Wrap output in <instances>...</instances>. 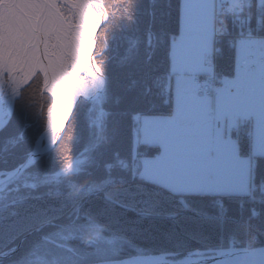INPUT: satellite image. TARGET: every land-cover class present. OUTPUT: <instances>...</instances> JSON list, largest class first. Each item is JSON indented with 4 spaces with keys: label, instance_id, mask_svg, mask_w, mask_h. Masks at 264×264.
Here are the masks:
<instances>
[{
    "label": "trees",
    "instance_id": "1",
    "mask_svg": "<svg viewBox=\"0 0 264 264\" xmlns=\"http://www.w3.org/2000/svg\"><path fill=\"white\" fill-rule=\"evenodd\" d=\"M102 4L110 24L98 31L97 50L105 39L107 48L96 61L107 82L106 139L97 152L91 151L92 159L87 156L81 171L70 176L80 188L27 189L20 200L0 207V264L23 258L43 237L69 223L78 207L74 223L88 218L126 242L119 256L111 259L164 254L178 260L193 252L264 246V193L257 187L264 182V156H251L244 134L238 137V152L252 161L251 192L246 195L178 194L131 176V171L106 170L115 158L130 159L133 115L172 113V91L169 88L165 94V80L171 83V44L180 32L181 0H102ZM107 33L113 36L109 39ZM215 71L218 77L233 76L232 50L222 46ZM22 122L16 105L0 130V172L19 165L28 153V147H10ZM86 141L81 139L79 150ZM157 150L140 144L137 148L146 157L155 156ZM92 185L97 189L87 193ZM253 209L259 210L258 217H253ZM98 260L88 257L77 264Z\"/></svg>",
    "mask_w": 264,
    "mask_h": 264
},
{
    "label": "rangeland",
    "instance_id": "2",
    "mask_svg": "<svg viewBox=\"0 0 264 264\" xmlns=\"http://www.w3.org/2000/svg\"><path fill=\"white\" fill-rule=\"evenodd\" d=\"M86 1H91L93 12L97 16V19L100 18L102 21L99 29L96 32L93 58L96 66L104 77L105 86L102 92L94 100L85 101L80 99L77 102L72 117L66 126L62 137L53 150L40 157L32 166L23 171L18 177L10 181L5 186V188L0 191V207L7 204H12L16 200H20L23 196V191L27 189H36L45 185L52 187L54 190H61L66 187L80 188L70 180V176L81 171V169L85 166V163H87V159H92L91 151L96 149L94 152H97L98 146L103 144L106 139L104 123L107 113V82L101 68L102 65H100V63L98 65L96 58L98 59V57H100V55L104 53L107 48L105 44L107 42H105V39L104 43H102V46H100V49L97 50L98 31L102 26H106V28H108L110 22L108 14L104 11L102 0ZM210 2L212 6V1L210 0ZM62 11L64 15H71V17L74 19V15L70 13V10L67 7H62ZM211 12L212 10L210 11V6L207 0H198L196 3L184 2L182 5L181 18L183 21H185V19H198L206 23V21H208L207 17L211 16L210 21H212ZM187 29L188 28L186 26L183 28V30ZM209 32L210 28L208 24L192 34H187L185 31H182L181 33L179 32L178 37L174 39L171 44V67L173 70L178 71L185 69L187 73H193L203 68V63L200 61L201 56H203L206 50H208L207 54L209 55V58L212 55V36L209 38L210 44L207 48V34ZM111 36H113L112 33L110 36H108L107 33L106 37H109L110 39ZM239 50H241L240 47L238 48V51ZM207 64L209 65L210 70H213L211 65L209 63ZM206 74L198 76H205ZM235 74L236 71H234L232 77H234ZM7 80V74H4V86L6 85L5 83H7ZM165 81V94H167L168 89L171 88L173 95V80L171 79V83L168 79ZM80 86L86 96H91L96 90L93 81L90 78L85 77L81 79ZM4 88L6 94L11 93V86L6 85ZM41 91V78L36 76L29 85L19 91L18 97L12 101L11 106H8V104H3V109H9V111L7 117L8 119L5 118L7 119V122L0 130H2L7 125L13 113L14 106L18 105L19 109L21 110L23 121L21 129L20 132L14 136L13 140L10 142V147H14L12 150H20L22 148L28 147V153L24 159L31 153L35 146L36 140L44 131L46 126V114L51 100ZM135 115L137 116H132V144H134L135 136L137 137V147L135 153L132 155V146L130 159L128 161L125 159L115 158V162L113 164L106 165V170L113 172V174L117 172L120 173L122 171L121 169H123L127 172L131 171V176H138L135 173L138 161L140 162V158L146 157L144 152L137 151L139 144L148 146L140 143L138 130L136 128L137 118L143 116L138 114ZM84 132L86 133L83 134ZM81 139H86L87 141L85 146H83L84 148L79 150L78 146L81 143ZM158 150L155 156H157L159 152ZM15 167L1 172L10 171ZM115 176L112 178H115ZM1 177H3V175H0V178ZM96 187L97 185L89 186L87 188V193L90 191L93 192L94 189H97ZM230 242L234 244V240H230ZM125 244L126 242L120 237L106 234V232H104L100 226L88 218H84V220L80 221L79 223H74L69 226L67 223L62 228L51 232L48 236L43 237L42 241L32 248V250L23 258L15 262L9 261L8 264H77L88 257L99 258L98 261L92 262L90 264L119 260L111 258L119 256V254L124 250L123 246H125ZM245 248L248 249V247ZM238 249H244V247L235 248L233 246L232 248L228 249L195 252L193 254H195V256H205L215 254L222 250ZM3 263L7 264L6 262Z\"/></svg>",
    "mask_w": 264,
    "mask_h": 264
},
{
    "label": "crops",
    "instance_id": "3",
    "mask_svg": "<svg viewBox=\"0 0 264 264\" xmlns=\"http://www.w3.org/2000/svg\"><path fill=\"white\" fill-rule=\"evenodd\" d=\"M196 1L181 0V13L184 2ZM207 18L206 23L181 18L180 33L192 34L208 24V48L211 16ZM185 26L189 30H183ZM207 53L200 58L203 68L199 71H175L170 66L171 114L137 118L140 143L157 146L159 152L152 158H140L135 173L178 194L246 195L251 192L252 161L239 155L238 137L249 138L251 156H264V71L248 72L247 87L257 84V90L243 100L223 95L212 100L199 98L190 78L210 71Z\"/></svg>",
    "mask_w": 264,
    "mask_h": 264
},
{
    "label": "bare ground",
    "instance_id": "4",
    "mask_svg": "<svg viewBox=\"0 0 264 264\" xmlns=\"http://www.w3.org/2000/svg\"><path fill=\"white\" fill-rule=\"evenodd\" d=\"M62 7H67L74 19L64 15ZM101 22L92 10L91 1L0 0V126L9 111L3 109V104L11 106L19 91L39 76L42 90L51 101L45 129L36 140L34 150L47 147L55 140L68 111L64 104L81 88V79H92L95 89L101 85L90 63L93 35ZM249 45L250 41L246 40L239 46L241 50L230 49L237 72L244 49ZM221 51L222 47L215 53L213 70L205 76L217 75L215 59ZM4 74L8 76L5 84L12 87L10 94L4 91ZM200 77L193 76L190 82Z\"/></svg>",
    "mask_w": 264,
    "mask_h": 264
},
{
    "label": "built area",
    "instance_id": "5",
    "mask_svg": "<svg viewBox=\"0 0 264 264\" xmlns=\"http://www.w3.org/2000/svg\"><path fill=\"white\" fill-rule=\"evenodd\" d=\"M212 21L211 36L213 52L208 63L214 67V56L222 46L238 49L246 40L250 45L245 47L240 69L234 77L219 78L216 74L194 78L195 95L212 100L215 96H237L241 100L257 90L247 87L250 70L264 71V0H211ZM259 191L264 193V182ZM253 217H258L259 210H252ZM256 242V238L251 240Z\"/></svg>",
    "mask_w": 264,
    "mask_h": 264
},
{
    "label": "water",
    "instance_id": "6",
    "mask_svg": "<svg viewBox=\"0 0 264 264\" xmlns=\"http://www.w3.org/2000/svg\"><path fill=\"white\" fill-rule=\"evenodd\" d=\"M97 30L93 35V47H92V52L90 54V63L95 71V74H98L101 79L100 87L97 88L94 94H92L91 96H86L84 91L80 87H78L76 95L72 99H70V101H67L64 104V106L67 107L68 111L63 122L59 127L55 140L47 147H44L40 150L35 151L33 148L31 153L14 169L7 172H0V175H3V177L0 178V191L3 190L10 181L18 177L23 171H25L30 166H32L40 157L46 155L47 153L53 150V148L56 146V144L59 142L60 138L62 137L66 129V126L68 125L72 117V114L75 110L76 104L80 99L85 101H91L94 100L102 92L105 86V80L103 75L99 71L98 67L96 66L93 58ZM41 92L44 95H46L43 92V90ZM136 116L137 115H134L133 117ZM7 119H5L2 126H0V129L5 125ZM136 147H137V137L135 136L132 155H134ZM123 208L126 209L125 207ZM78 216H79V207L76 211L75 217L68 223V226L73 224ZM193 253L178 260H173L171 258V255H164V254L135 255L119 260H111V261L98 262L93 264H264V246L256 247V248H248V249L244 248L238 250H224V251L222 250L215 254L205 255V256H195V254Z\"/></svg>",
    "mask_w": 264,
    "mask_h": 264
},
{
    "label": "flooded vegetation",
    "instance_id": "7",
    "mask_svg": "<svg viewBox=\"0 0 264 264\" xmlns=\"http://www.w3.org/2000/svg\"><path fill=\"white\" fill-rule=\"evenodd\" d=\"M7 78H8V76H7ZM4 89H5V88H4ZM4 91H5V90H4ZM4 91H3V92H4Z\"/></svg>",
    "mask_w": 264,
    "mask_h": 264
}]
</instances>
